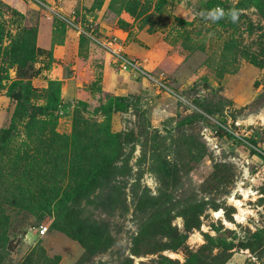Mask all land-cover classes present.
Returning a JSON list of instances; mask_svg holds the SVG:
<instances>
[{
  "label": "rangeland",
  "instance_id": "374dc122",
  "mask_svg": "<svg viewBox=\"0 0 264 264\" xmlns=\"http://www.w3.org/2000/svg\"><path fill=\"white\" fill-rule=\"evenodd\" d=\"M20 1L0 0V264H264V0ZM65 28L131 62L128 110L61 109Z\"/></svg>",
  "mask_w": 264,
  "mask_h": 264
},
{
  "label": "crops",
  "instance_id": "0c3cea01",
  "mask_svg": "<svg viewBox=\"0 0 264 264\" xmlns=\"http://www.w3.org/2000/svg\"><path fill=\"white\" fill-rule=\"evenodd\" d=\"M4 1L21 13L30 9L20 0ZM46 21L48 20L44 21L43 18L41 23H37V37L40 43L45 41V37L47 38L46 29L48 24ZM104 29L107 34L118 32L114 29L110 31L108 28ZM83 48L85 47L79 48L78 35L71 29L65 28L61 39L51 49V58L55 67L52 66L45 75L48 80L60 81L61 99L87 103L90 100L98 101V99H101L102 101L106 95H126L136 89L138 83L133 81L127 72L118 71L110 66L106 53L99 52L93 55L92 49ZM124 50L131 55H135L136 58L145 55L143 50L137 47V44H132L129 48L124 47ZM96 79H98V83L91 91L88 85Z\"/></svg>",
  "mask_w": 264,
  "mask_h": 264
},
{
  "label": "trees",
  "instance_id": "16d2710c",
  "mask_svg": "<svg viewBox=\"0 0 264 264\" xmlns=\"http://www.w3.org/2000/svg\"><path fill=\"white\" fill-rule=\"evenodd\" d=\"M15 11V10H14ZM16 13V11H15ZM23 18V15L21 16ZM29 25L32 26V28L26 29L27 31L24 33V36L22 39L21 47L27 48V45L25 44L26 41H36V35H37V23L33 20H27L26 21ZM17 43V42H16ZM19 43V42H18ZM35 45V43H34ZM50 60L52 61V58L50 56ZM63 103L61 109L67 108L68 101L67 102H61ZM131 103L128 100V96H112L106 100L105 104L102 106H99L97 108H94V112H101L104 115H110L117 112L126 111L130 108ZM261 153V152H260ZM262 154V153H261Z\"/></svg>",
  "mask_w": 264,
  "mask_h": 264
},
{
  "label": "built area",
  "instance_id": "2783aa9c",
  "mask_svg": "<svg viewBox=\"0 0 264 264\" xmlns=\"http://www.w3.org/2000/svg\"><path fill=\"white\" fill-rule=\"evenodd\" d=\"M29 2V0H27ZM109 45V43H108ZM110 51H112V53L115 55V57L113 58L114 60L112 61L114 64L117 65V67L124 72L130 71L132 67H134L131 62H129L128 60L122 59L120 57H116L115 51L113 49H110ZM46 230L45 227L43 226H39L38 227V234L42 235L44 233V231Z\"/></svg>",
  "mask_w": 264,
  "mask_h": 264
},
{
  "label": "clouds",
  "instance_id": "9594fccd",
  "mask_svg": "<svg viewBox=\"0 0 264 264\" xmlns=\"http://www.w3.org/2000/svg\"><path fill=\"white\" fill-rule=\"evenodd\" d=\"M208 16L211 17L212 19H218L221 16H223V10L222 9H214L213 11H211L210 13H208ZM232 19L235 20L236 19V13L233 12L232 13Z\"/></svg>",
  "mask_w": 264,
  "mask_h": 264
}]
</instances>
